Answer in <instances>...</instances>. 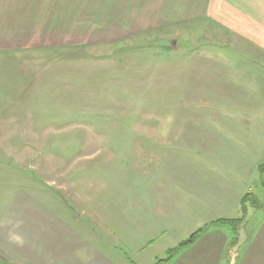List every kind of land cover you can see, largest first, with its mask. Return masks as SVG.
<instances>
[{
  "label": "crops",
  "instance_id": "0c3cea01",
  "mask_svg": "<svg viewBox=\"0 0 264 264\" xmlns=\"http://www.w3.org/2000/svg\"><path fill=\"white\" fill-rule=\"evenodd\" d=\"M198 20L219 31L216 50L201 48V66H210L201 67L202 76L208 79L209 70L214 78L200 83L202 96L194 103L211 114L185 116L203 130L181 134L200 138L201 146L191 147L184 164L168 168L160 153L138 154L140 167L128 172L134 179L124 177L128 186L119 202L118 196L106 197L108 203L92 196L103 229H13L5 247L0 244L10 252L6 258L3 251L4 264H264V215L256 224L236 221L264 165V93L258 91H264V0H0V52L42 58L67 43L127 41ZM9 103L14 111L17 102ZM240 116L249 128L237 123ZM12 120L13 114L5 121ZM208 225L170 262L158 263Z\"/></svg>",
  "mask_w": 264,
  "mask_h": 264
},
{
  "label": "rangeland",
  "instance_id": "374dc122",
  "mask_svg": "<svg viewBox=\"0 0 264 264\" xmlns=\"http://www.w3.org/2000/svg\"><path fill=\"white\" fill-rule=\"evenodd\" d=\"M218 34L216 26L198 20L127 41L65 43L68 47L47 49L42 58L1 51L0 244L5 247L13 229L29 226L103 229L92 210V196L104 203L106 197L118 196L119 202L128 186L124 177L133 178V170L140 167L138 154L160 153L165 168L184 164L201 139L181 134L203 130L200 121L186 123L185 116L203 119L211 114L206 105L195 106L202 96L200 83L207 85L209 76L214 78L209 70L208 79L202 76L201 67L210 66H201L199 57H204L203 46L216 47L212 41ZM245 75L250 86V76ZM10 99L17 102L14 111ZM10 112L12 122L5 121ZM2 118L8 128L3 129ZM260 121L256 119L257 127ZM237 123L249 128L241 116ZM23 124L28 132H21ZM262 166L248 192L261 207L242 211L236 221L256 224L264 215ZM4 250L0 264L9 258V249Z\"/></svg>",
  "mask_w": 264,
  "mask_h": 264
},
{
  "label": "trees",
  "instance_id": "16d2710c",
  "mask_svg": "<svg viewBox=\"0 0 264 264\" xmlns=\"http://www.w3.org/2000/svg\"><path fill=\"white\" fill-rule=\"evenodd\" d=\"M263 171H264V166H262V172ZM253 206L254 207L258 206L259 207L260 206V200L253 193H248L242 199V211H243V214H245L246 211L248 209H250V207H253ZM222 220H224V219H222ZM230 221H232V220H230ZM208 227H209V225L199 229L190 238H188L187 240L181 242L177 247L169 250L168 251V255L164 259H160L158 261V263L170 262L172 260V258L175 256V254L179 250H181L182 248H185V247L191 245L192 243H194L196 241V239L198 238V236L203 232V230L207 229Z\"/></svg>",
  "mask_w": 264,
  "mask_h": 264
}]
</instances>
